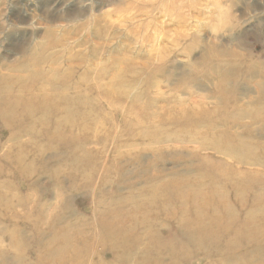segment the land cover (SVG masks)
Returning a JSON list of instances; mask_svg holds the SVG:
<instances>
[{
    "label": "rangeland",
    "instance_id": "1",
    "mask_svg": "<svg viewBox=\"0 0 264 264\" xmlns=\"http://www.w3.org/2000/svg\"><path fill=\"white\" fill-rule=\"evenodd\" d=\"M0 264H264V0H0Z\"/></svg>",
    "mask_w": 264,
    "mask_h": 264
},
{
    "label": "bare ground",
    "instance_id": "2",
    "mask_svg": "<svg viewBox=\"0 0 264 264\" xmlns=\"http://www.w3.org/2000/svg\"><path fill=\"white\" fill-rule=\"evenodd\" d=\"M198 195H199V194H198ZM198 195H197V196H198ZM194 200H197V199H196V198H194ZM193 204H194V206H196V205H197V203H196V202H194ZM207 205H209V204H207ZM207 205H206V206H207ZM196 207H199V206H196ZM197 209H198V208H197Z\"/></svg>",
    "mask_w": 264,
    "mask_h": 264
}]
</instances>
